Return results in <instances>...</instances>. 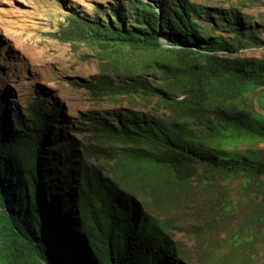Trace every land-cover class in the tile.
Returning a JSON list of instances; mask_svg holds the SVG:
<instances>
[{
	"label": "trees",
	"instance_id": "obj_1",
	"mask_svg": "<svg viewBox=\"0 0 264 264\" xmlns=\"http://www.w3.org/2000/svg\"><path fill=\"white\" fill-rule=\"evenodd\" d=\"M197 14L231 35L205 36ZM244 22L234 5L207 10L192 0H106L65 14L58 38L96 45L122 64L97 82L102 95L157 96L168 113L92 110L68 122L50 90L22 115L10 114L0 90V264H177L162 221L134 199L132 154L177 186L205 178L220 209L242 202L249 226L264 228V164L254 148L264 114L252 106L264 57L238 55L264 39ZM153 66L159 81L143 76ZM81 132L88 145H78ZM78 148L115 158L116 185L89 178L75 163Z\"/></svg>",
	"mask_w": 264,
	"mask_h": 264
},
{
	"label": "rangeland",
	"instance_id": "obj_2",
	"mask_svg": "<svg viewBox=\"0 0 264 264\" xmlns=\"http://www.w3.org/2000/svg\"><path fill=\"white\" fill-rule=\"evenodd\" d=\"M105 1L0 0V90L10 114L17 111L22 115L26 112L25 107L46 95V90L54 95L49 98L52 103H60L59 109L68 122L88 115L92 110L131 109L159 115L168 113L157 96L132 93L102 95L97 84L98 79H102L99 74H110L122 64L112 62L96 45L57 37L59 23L63 22L65 14L86 12L96 3ZM192 1L206 6L207 10L234 5L240 10L245 25L258 30L264 39L261 31L264 27V0ZM196 17L204 35H231L223 22L218 21L217 29H211L207 18L202 14ZM238 55L264 57V45L241 50ZM130 56L135 61L144 62L138 60V51L131 52ZM151 56L154 55L149 52L143 59L149 62ZM143 72L144 78L159 81L160 73L155 66ZM262 88H258V94ZM257 95L252 96V106L264 114V96L259 98ZM76 135L80 139L79 146L80 143L88 145L89 134L81 132ZM226 146L238 149L250 144L230 143ZM125 148L135 149L131 146ZM254 148L260 152L257 161L264 164V141L256 142ZM79 149V162L75 163L83 166L89 178L95 181L106 177L116 185L112 168L115 158ZM116 151L121 152V149ZM125 161L129 164L131 185L135 188L134 199L149 214L162 221L165 231L175 242L177 264H264V228L254 223L249 226L245 215L249 209L245 204L238 202L229 211L220 209L215 203V193L209 187L205 191V178L202 183L198 179L197 182L191 180L190 186L185 188L172 184L158 172L148 171L134 154ZM95 166L101 168L96 170ZM95 173L98 176H94ZM245 224L253 229L249 240L245 238L248 231Z\"/></svg>",
	"mask_w": 264,
	"mask_h": 264
},
{
	"label": "clouds",
	"instance_id": "obj_3",
	"mask_svg": "<svg viewBox=\"0 0 264 264\" xmlns=\"http://www.w3.org/2000/svg\"><path fill=\"white\" fill-rule=\"evenodd\" d=\"M95 77H97V76H95ZM98 77H100V79L103 78V76L101 74H99ZM98 81H100V80L98 79Z\"/></svg>",
	"mask_w": 264,
	"mask_h": 264
}]
</instances>
